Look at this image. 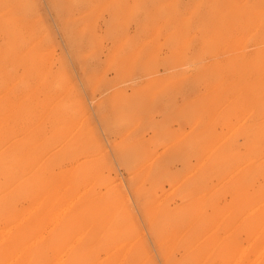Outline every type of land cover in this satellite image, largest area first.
I'll return each mask as SVG.
<instances>
[{
    "label": "rangeland",
    "instance_id": "1",
    "mask_svg": "<svg viewBox=\"0 0 264 264\" xmlns=\"http://www.w3.org/2000/svg\"><path fill=\"white\" fill-rule=\"evenodd\" d=\"M0 264H264V0H0Z\"/></svg>",
    "mask_w": 264,
    "mask_h": 264
},
{
    "label": "bare ground",
    "instance_id": "2",
    "mask_svg": "<svg viewBox=\"0 0 264 264\" xmlns=\"http://www.w3.org/2000/svg\"><path fill=\"white\" fill-rule=\"evenodd\" d=\"M76 107H77V106H76ZM221 145H222V144H221ZM80 158H81V157H80ZM206 177H207V176H206ZM16 181H17V180H16ZM18 185H19V184H18ZM127 192H128V191H127ZM75 201H76V200H75ZM76 202H77V201H76ZM71 206H72V205H71ZM70 208H71V207H70ZM71 210H72V209H71ZM67 214H68V212H67ZM67 214H66V215H67ZM66 215H65V216H66ZM253 215H254V213H253ZM65 216L62 217V218L66 219ZM249 218H250V217H249ZM24 219H25V218H24ZM61 220H62V219H61ZM62 221H63V220H62ZM75 245H76V244H75ZM78 245H79V244H78ZM76 247H77V246H76ZM74 248H75V247H74ZM111 248H112V247H111ZM71 253H72V252H71ZM71 253H70V254H71Z\"/></svg>",
    "mask_w": 264,
    "mask_h": 264
}]
</instances>
